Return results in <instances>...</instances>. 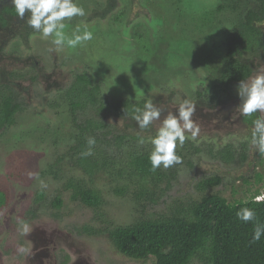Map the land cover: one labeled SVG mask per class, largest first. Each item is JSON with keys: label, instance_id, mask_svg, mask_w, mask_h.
<instances>
[{"label": "rangeland", "instance_id": "374dc122", "mask_svg": "<svg viewBox=\"0 0 264 264\" xmlns=\"http://www.w3.org/2000/svg\"><path fill=\"white\" fill-rule=\"evenodd\" d=\"M120 1L126 3V5L129 3L128 0ZM120 1L116 0L114 5L116 10L110 11L103 18V9L106 8L105 4L108 3V0H77L85 8L88 15L85 18H74L70 22L68 32L70 34L71 29L81 19L86 20L89 28L94 32V39L86 42L83 46H78L72 50L64 49L60 52H49L48 49L52 45L39 36L30 39L32 44L30 47H27L28 43L26 46L22 38L15 37L12 38L13 40H9L10 46L5 52L6 54L17 55L22 62L15 61L18 58L17 56L11 58L9 55L4 58L0 57V67L5 75L15 74V68H20L18 72L22 75V85L17 87L15 91L18 102L23 105V110L16 115L15 124L10 129L7 128L4 134L0 136V189L7 194L9 204L6 211H0V238H2L5 231V217L7 215L16 216L12 220L14 221L16 218H21V216L24 218L34 208L38 213V221L32 224L37 225L39 229L38 244L41 243L42 246L44 244L41 241L44 238L42 235L46 237L53 235L52 238L47 239L50 244L41 248L43 250L47 249L46 252L49 254V259H40L43 264H59L58 259L62 257L63 252L71 259L70 264H81L79 255H77L79 252H82L85 256L88 253L101 254V257H97L96 264H143L116 256L107 234L92 236L86 233L83 230L85 226L92 225L95 228L102 226L101 220L96 219L98 215L83 205L72 203L70 200L71 192L65 189V184L62 181H55L52 177L41 176L49 165L54 162L55 158L58 159L69 152L71 143L68 140L56 149L52 144L56 140L59 129L62 132L67 131L68 134H73L74 129L65 126L68 118L50 111L47 105L49 102L59 99L62 91L70 87L76 75L87 73L96 82V85H100L105 80L100 79L102 76L99 73L101 71L106 73L107 70H110L108 73H111L112 78L108 77L109 75L105 77L112 85L116 84V80L123 82L121 86L125 91L127 90V93L132 94V98L135 97L137 101H142L145 98L151 99L158 107L165 109V115L167 110L175 113V107L182 99L186 98L185 96L196 102L193 119L200 123V136L195 141L186 140L182 148L178 147V150L187 157L184 163H181L178 167V180L173 182L171 190L162 197L159 204L148 208L145 215L155 212L165 213L168 211L169 205L175 200L185 202L197 198L198 193L195 186L205 177L220 175L224 178L223 185L215 188L212 193H219L230 203L242 199L247 200L253 194L249 190L260 189L263 191L264 189L262 183H256L257 174L264 176V156L255 152L250 145V141L245 140L246 136H250L251 127L244 123L245 117L237 111V106L241 102L237 87H234L230 94H226L219 89L221 85L220 73L226 66L223 60L225 55L222 54L223 57H221L222 49L219 45L223 42L219 41L216 44L212 43L211 40L219 32L230 30L231 25H224L225 28L222 30L215 28L209 35L203 34L204 38L207 37V41L201 42H204L207 47H204L202 58H204V53L210 50L211 59L206 63V66H189L195 70L196 75L194 77L190 75L191 79L187 80V61L177 62L174 59L175 56L179 57L183 53V47L176 41L163 42V35L158 32L159 27L162 25L159 18H162L166 27L172 26L173 21L177 20L181 27H184V29L189 28L187 35H190L192 43L190 39L185 40V42L191 43L192 47L197 41L200 42L198 39L201 33L208 30H203L205 26L206 28L217 26V23L219 24L218 19H214L215 22L208 20L210 18L207 13L209 9L202 8L200 14L196 16V19L199 20L198 16L201 15L200 20H202L198 21L196 29L194 24L190 25L188 23L190 21L185 15L187 13L185 4L181 0H134L137 5L132 9L128 23H132L138 17L147 16V6H151V15L146 22H138L131 26L128 33V30L123 28V24L113 22L115 17L119 16L117 15L119 14L118 7L123 5ZM162 1H166L163 2L164 7ZM226 1L230 2V0ZM242 5L240 13L244 17L250 8H247L249 7L247 4ZM198 8L200 7L198 6ZM125 9L126 6L123 10ZM219 16L224 17L227 15ZM119 18L121 17L119 16ZM199 27H201V30ZM146 35L150 37L152 54L145 56L143 60L148 62L149 65L142 66L139 62L136 67L130 66L128 68L129 76L122 67V58L127 55L120 53L119 50L112 54L109 53L115 48L118 49L121 43L124 47L125 38L130 40L133 43V49L138 51L141 49L138 38L143 40ZM213 41L216 42L214 39ZM157 53L161 58L160 67L154 66L157 61H152ZM192 54L193 51H190L189 55ZM28 57L32 58L31 62H27ZM186 57L187 55H184L183 58L186 59ZM96 59L97 61H95ZM260 63L264 62L258 60L257 64ZM113 64L114 66H112ZM33 65L36 69H28L29 66ZM189 67L187 70L190 71ZM205 67L209 71L206 72ZM114 70L115 73H113ZM198 70L203 71V73L198 72ZM178 71H183V75H178ZM260 71H264L263 64L256 67L255 73ZM33 76H37V79L31 83L28 80ZM200 78L205 79L204 83H201ZM139 80L142 82L139 83ZM12 81H14L13 78ZM151 83L156 88L148 90ZM161 85L167 86L171 93L176 92L172 99L169 98L170 93H160L157 90ZM102 88L104 96L109 99L115 100L116 96L119 95L116 88ZM145 91L146 93H141ZM127 93H125L126 96ZM152 129L154 132L155 129ZM137 144L139 145V143ZM193 145L194 149H192ZM227 145H233L238 152L245 145L248 161L244 164L236 163L234 166H224L213 155ZM196 148L200 149L198 153L194 152ZM210 152H213V155ZM68 169L69 167H65L64 171ZM30 173L38 174L39 178L30 176ZM72 173L76 179L87 178L86 175L80 172L76 174L72 171ZM241 177L248 178L252 185L244 184L240 179ZM116 179L121 181L120 178ZM40 181H43L47 187H41ZM109 185V177L102 173L97 174L92 179L91 187L99 190L108 204L104 208L105 215H103V219L108 222V225H112L111 228L131 225L142 215L138 213L139 207H136L128 197L126 199L114 197L110 192ZM41 190L47 194V202L41 206L33 207L35 196ZM58 195L63 199V207L60 211L55 210L50 203ZM20 235V231L16 230L10 237L2 239L4 242L0 243V247H7V244L24 243L29 246L24 238V233L21 237H19ZM29 235L32 237L33 233L27 228L25 237L28 238ZM55 236L60 238L59 248L56 246L57 237L55 238ZM1 254L2 249H0V258L2 257ZM40 262L27 263L26 261L23 264H40ZM15 263L17 262L14 261ZM194 264H198V262Z\"/></svg>", "mask_w": 264, "mask_h": 264}, {"label": "trees", "instance_id": "16d2710c", "mask_svg": "<svg viewBox=\"0 0 264 264\" xmlns=\"http://www.w3.org/2000/svg\"><path fill=\"white\" fill-rule=\"evenodd\" d=\"M247 2L251 8L244 17L239 10L240 2H235L229 7L234 18L227 17L215 26L222 30L225 28L224 25H231L230 30L223 32L227 36L223 59L226 66L219 77L221 83L219 89L226 94H230L241 80L255 74L256 67L260 66L257 64L258 60L264 61V0H247ZM222 9L220 7L219 10ZM7 12L15 14L13 11L7 10ZM209 28L213 29V26ZM205 29L206 26L203 30ZM203 34L209 35V32L201 33L198 39L200 42L197 41L193 47L192 39L190 44L185 40L180 44L183 47L180 61H187V67L206 66L211 59L210 50L206 51L202 58L204 47H207L201 42L207 41V37L204 38ZM149 41V35L143 40L138 38V44L141 45L138 51L133 49V45L118 48L121 53L127 55L122 58V67L126 74L130 66L136 67L139 62L142 66L149 65L143 60L151 52ZM118 49H113L109 54ZM190 51H193L191 56ZM129 55L131 58H128ZM184 55L190 58L183 59ZM32 67L30 69H36L34 65ZM115 72L114 70L113 73ZM99 74L102 76L100 79L105 80L100 85H96L87 73L76 75L73 83L67 90L62 91L59 99L47 105L50 111L68 118L65 126L73 128L74 132L68 134L67 131L62 132L59 129L52 146L56 149L68 140L71 143L69 152L58 159L55 158L41 176L62 181L65 189L71 192L72 203L83 205L98 215L96 219L101 220L102 226L95 228L88 225L83 230L92 236L107 234L116 256L137 263L264 264V236L259 242H252L254 222L245 224L236 217V212L240 208L249 207L257 212L259 221L264 223V201L256 202L253 199L264 195V189L249 190L253 194L247 200L230 203L219 193H212L215 188L223 185L224 178L220 175L205 177L195 186L197 198L185 202L175 200L169 205L167 212L145 215L148 208L159 204L162 197L171 190L173 182L178 180L177 170L181 164L169 169L161 167L156 171L151 170L148 160L151 146L145 144L140 147L137 143L140 136L147 137L153 133V129L141 132L130 115L124 117L123 111L128 108L130 112L132 105L143 107L144 102L149 98L137 101L135 97H131L130 92L127 93V90L123 89L121 86L123 82L116 80V84L112 85L105 77L107 74L104 75L103 71ZM195 75L193 71L191 77ZM109 77L112 78L111 73ZM191 77L186 76V79L189 80ZM36 79L37 76L31 78L33 81ZM3 80L0 79V130L14 125L17 113L22 111L14 86L5 84ZM200 81L204 83L205 79L200 78ZM140 82L142 81L139 80ZM102 87L116 88L119 95L115 100L109 99L104 96ZM153 88L151 83L148 90ZM141 93L144 94L146 91ZM173 96L174 94L170 98L172 99ZM258 115L260 113L257 112L252 117H245L244 123L251 127L252 119ZM89 137H94L96 144L92 155L83 156L82 153L89 147L87 144ZM199 151L200 149L196 148L194 152ZM210 153L213 155V152ZM177 154L182 157L184 163L187 159L186 155L178 149ZM213 156L227 167L248 161L245 145L240 152L235 150L233 145H227ZM188 165L191 166L190 163ZM65 167L69 169L64 171ZM72 171L76 174L80 172L87 178L76 179ZM101 173L109 177V189L114 197L122 199L128 197L136 207H139L138 213L142 215L131 225L111 228L112 225H108L103 219L104 208L108 204L103 194L91 187L93 177ZM116 178H120L121 181H117ZM240 179L244 184L252 185L248 178ZM256 180V183H262L264 188V176L257 174ZM245 201L248 203L246 204ZM7 202L6 193L0 189V208ZM45 202H47V194L41 190L35 196L33 207L41 206ZM50 203L57 211L63 207V199L59 195Z\"/></svg>", "mask_w": 264, "mask_h": 264}, {"label": "clouds", "instance_id": "9594fccd", "mask_svg": "<svg viewBox=\"0 0 264 264\" xmlns=\"http://www.w3.org/2000/svg\"><path fill=\"white\" fill-rule=\"evenodd\" d=\"M11 5L17 18L25 19V24L33 30L35 35L52 45L48 49L49 52L76 49L78 46H83L86 42L94 39V32L84 19H81L71 29L70 34L68 32L70 22L74 18H85L88 15L85 8L77 0H11ZM26 13L27 17H25ZM224 53L221 51V57ZM180 58L182 59L181 55L174 57L177 62H181ZM152 61H157L154 66L160 67V60ZM262 64L264 65V63L258 65ZM205 71L209 70L206 68ZM198 72L203 73L201 70H198ZM181 73L184 72L181 71ZM235 87H237V93L241 101L237 106L240 115L252 117L254 113H260L252 119L250 136H246L245 140L250 141V145L255 152L264 156V71L256 72L247 79L241 80L238 86ZM185 97L175 107V113L167 110L166 115L164 114L165 109L158 107L151 99L146 100L143 107L132 105L130 112L128 108L123 110L125 112L124 117L130 115L141 132L155 129L147 137L140 136L138 139L139 145L147 144L151 146L148 160L152 171H156L161 167L169 169L181 164L182 157L177 154L178 147L182 148L186 140L195 141L200 136V123L193 119L196 102L187 96ZM87 144L89 147L82 153L83 156L92 155L93 147L96 144L95 138L89 137ZM29 175L39 178L38 174L30 173ZM40 184L41 187H47L43 181H40ZM253 199L256 202L264 201V195L256 196ZM245 203L248 202L245 201ZM236 217L245 224L254 222L252 242H259L261 237L264 236V223L259 221L257 212L252 208L243 207L236 212ZM20 223L26 231L24 222L21 221ZM24 251L22 246L18 248L19 253L23 254Z\"/></svg>", "mask_w": 264, "mask_h": 264}, {"label": "flooded vegetation", "instance_id": "af4514ba", "mask_svg": "<svg viewBox=\"0 0 264 264\" xmlns=\"http://www.w3.org/2000/svg\"><path fill=\"white\" fill-rule=\"evenodd\" d=\"M182 1L185 4V9L187 12V13H185V15H186V17L189 18V21H190L188 23L190 25L194 24V27H196V29L198 27V21H202V20H200L201 15L198 16L199 20L196 19V16L198 14H200L199 12L202 11V8L203 9H209L207 11V13H208V15H210L209 16L210 18H208V20H212L213 22H215L214 19H218V22L220 24V20L224 21L225 19H227V17L228 18L229 17L234 18V15H231V10H229V7L232 6L233 3L240 2V5H239L240 9L239 10L242 9V7H243L242 4H248L247 0H235V1L230 0L229 3L226 0H181V2ZM115 2H116V0H108V3L105 4L106 8L103 9L104 10V12L102 14V16H104L103 18H105V15L107 13H109L110 11L113 12L116 10V8H114ZM120 2L124 5V6L122 5V6L118 7V13L119 14H117V15H119L121 18H119V16H117V17H115L113 22L116 24L120 23V25L123 24V28H126L125 30H128V33L131 30V26H133L134 24H136L138 22H142V23L146 22L147 19H149L150 15H151V12H150L151 6H147L148 7L147 16H144L142 18L138 17L136 20H133L132 23H128V21L130 19V13H132V9H134V7L137 5V3L134 0H128L129 3H127V5H126V3H123V1H120ZM163 2H166V1L161 2L162 6L164 7L165 5H163ZM125 6H126V9L123 10L125 8ZM198 6L200 8H198ZM220 7L223 8L221 11L219 10ZM247 8H251V7L249 6ZM120 9H122V10L120 11ZM7 10L10 12H12V11L15 12L14 9L12 8L11 0H0V57L1 58H4L7 55H9L10 58L17 56L15 54L14 55L13 54H6V52H5L6 49H8V46H10L9 45L10 39L13 40L12 38H15V37L22 38L23 41L25 42L26 46L28 43L27 47H30V45H32L30 43V39L38 36V35H35L33 33V30L25 24V19L17 18L15 14L8 13ZM249 10H247L246 14L248 13ZM223 14H225L227 16H224V17L219 16V15H223ZM215 16H218V17H215ZM25 17H27V13L25 14ZM159 20L161 21L162 25H161V27H159L158 32L161 35H163V42L164 43L176 41L177 43L179 42L181 44V42L183 40H187V39L191 40L190 35H187V31H189L188 30L189 28L184 29V27L180 26V23H178L177 20H174L173 25L170 27H166L164 25L162 18H159ZM214 29H215V27H213V29L209 28L207 31L210 33ZM213 38L216 42H219V41H221V43L223 42V44H219V45L221 46L222 51L225 52L224 46H225V43L227 40L226 34H224L223 32H219L218 34H216V36H213ZM124 40H125L124 41L125 46L133 45V43L130 40H128L127 38H125ZM128 42H130V43H128ZM211 42L215 43L213 41V39L211 40ZM121 44H123V43H121ZM121 44L119 46L120 49L123 47ZM149 46H150V41H149ZM218 48H219V46H218ZM120 49H118V50L121 51ZM148 50H149V48H147V53L149 54ZM150 54H152V49H151ZM182 55H183V53H181V57H182ZM128 58H131V55H129ZM160 59L161 58H160V55L158 53L153 58V60H160ZM15 61L16 62H22V60H20L19 57ZM31 61H32V58L28 57L27 62H31ZM112 66H114V64ZM31 67L32 66H29L28 69H30ZM187 68L188 67H186L187 76L190 77L191 73L193 74V71H191V70L189 71V70H187ZM18 71H20V68H15V74L5 75V73L2 72V68L0 67V79H4L3 81L5 82V84L13 85L15 90H16L17 87H20V85H22V78H21L22 75ZM109 71L110 70H107L106 73H104V75L107 74V76H108L110 74V73H108ZM16 73H18V74L16 75ZM177 74L183 75L181 73V71H178ZM12 78L14 79V81H12ZM29 79L30 80H28V81H31V83L35 82V81L31 80V78H29ZM154 88H156V86H154ZM157 90L160 93H165V94L170 93L169 98L171 95L176 93V92L171 93L170 90L167 88V86H164V85H161V87L158 88ZM179 90H180V88H179ZM19 104L21 106V109L23 110V105H21V103H19ZM19 113L20 112H18L17 114H19ZM12 126H10L9 129ZM6 129L7 128H3L2 130H0V131H2V132H0V136L2 134H4V131ZM6 198L8 200L7 194H6ZM8 208H9V204L7 202V204L4 207L0 208V211H6ZM15 217L16 216H14V215L12 216V214L7 215L5 217V226H4L5 231L2 235V238H0V243L1 242L3 243L4 239L10 237L11 234H14V232L16 230H19L21 235H22V233H24V238L27 241V244H29V246H26L25 243L24 244L10 245V244H7V242H6L7 247H4V246L0 247V249H2V254H1L2 257L0 258V264H14V261L17 262L15 264H23L26 261H27V263L28 262H35V261L40 262L41 258H44L45 260L49 259V254H47V252H46L47 249L43 250L41 248L46 247L47 244H50V242H47V239L52 238L53 235H51L50 237H46V236L42 235L44 238L41 239V241L44 244H43V246L41 243L38 244L39 229H38L37 225L32 224V223H35L38 221L37 211L34 210V208H32L25 215L24 218L21 216V218H16L14 221H12L13 218H15ZM21 221H23L24 225H26V231L21 226V223H20ZM15 223H17V225H15ZM27 228H29L31 230V233H33L32 237H30V235L28 236V238L25 237L26 233H27ZM21 235L19 237H21ZM56 237L57 236H55V238ZM59 241H60V238L58 236L57 237V243H56V246L58 248L60 245V244H58ZM21 246L25 250L23 254L18 252V248ZM62 254H63L62 257H60L58 259V263L59 264H66V262H68L67 264H70L71 259L68 256H66L64 254V252ZM77 255H79L78 257L80 258L79 261H81V264H96L97 263L96 262L97 257H101V254L96 255V254H90V253H88V255L85 256L82 254V252H79ZM40 264H43V263L40 262Z\"/></svg>", "mask_w": 264, "mask_h": 264}]
</instances>
